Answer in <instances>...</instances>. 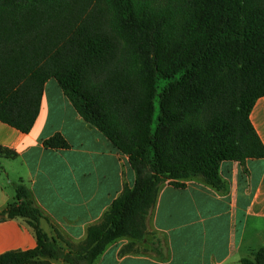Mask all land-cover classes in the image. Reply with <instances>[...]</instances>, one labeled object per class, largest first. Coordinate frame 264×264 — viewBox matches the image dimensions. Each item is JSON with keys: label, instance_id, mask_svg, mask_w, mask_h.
Listing matches in <instances>:
<instances>
[{"label": "trees", "instance_id": "trees-1", "mask_svg": "<svg viewBox=\"0 0 264 264\" xmlns=\"http://www.w3.org/2000/svg\"><path fill=\"white\" fill-rule=\"evenodd\" d=\"M51 78L128 157L135 184L74 242L54 224L48 232V214L15 183L4 213L24 218L37 245L0 264H96L120 239L142 253L164 184L227 192L224 161L264 158L251 119L264 97V0H0V121L29 132ZM43 143L70 148L59 132ZM240 262L264 264V246Z\"/></svg>", "mask_w": 264, "mask_h": 264}, {"label": "crops", "instance_id": "crops-1", "mask_svg": "<svg viewBox=\"0 0 264 264\" xmlns=\"http://www.w3.org/2000/svg\"><path fill=\"white\" fill-rule=\"evenodd\" d=\"M251 119L264 141V97ZM57 132L70 148L44 146ZM0 147L14 153L0 154V254L37 245L24 218L4 213L14 200L15 183L22 181L50 217L43 227L51 232L54 224L74 242L85 238L125 185L135 184L128 157L78 114L55 78L45 84L29 132L0 121ZM221 172L227 192L199 180L188 181L185 188L164 184L150 216L149 240L136 246L142 253L123 252L130 240L120 239L96 264H241V258L252 256L264 246V158L224 161ZM153 239H159L161 252L152 249Z\"/></svg>", "mask_w": 264, "mask_h": 264}, {"label": "rangeland", "instance_id": "rangeland-1", "mask_svg": "<svg viewBox=\"0 0 264 264\" xmlns=\"http://www.w3.org/2000/svg\"><path fill=\"white\" fill-rule=\"evenodd\" d=\"M257 109H258V107H257ZM257 109H256V110H257ZM256 112H257V111H256Z\"/></svg>", "mask_w": 264, "mask_h": 264}]
</instances>
